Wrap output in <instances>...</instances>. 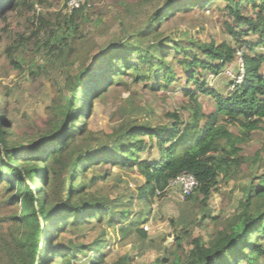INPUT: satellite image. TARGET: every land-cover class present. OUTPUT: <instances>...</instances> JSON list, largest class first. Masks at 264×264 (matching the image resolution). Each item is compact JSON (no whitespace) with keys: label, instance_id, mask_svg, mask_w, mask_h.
I'll use <instances>...</instances> for the list:
<instances>
[{"label":"trees","instance_id":"obj_1","mask_svg":"<svg viewBox=\"0 0 264 264\" xmlns=\"http://www.w3.org/2000/svg\"><path fill=\"white\" fill-rule=\"evenodd\" d=\"M223 1L227 12L223 31L233 44L206 43L177 29L163 31L168 19L214 0H125L113 24L90 18L88 3L71 13L33 17L34 46L43 64H35L29 72L32 84L38 86L48 64L77 67L68 72L45 116L28 127L18 125L7 95L0 103V264H87L93 246L75 238L63 242L62 237L97 223L110 227L125 223L144 240L142 225L160 198L157 192L164 196L170 181L183 173L198 182L187 198L184 223L187 228L197 225L201 233L191 237L189 252L180 246V238L177 248L168 249L166 259L155 264H264V141L254 157L244 153V146L254 140L253 132L264 133V0ZM33 4V0H0V21L8 23L11 15L20 19ZM86 22L95 24L90 33L84 29ZM5 28L0 27V33ZM15 42L0 47V56L23 72L22 54L31 46L26 35H18ZM173 50V63L183 74L179 80L186 78L188 86L184 97L189 101L182 108L186 118L180 111L169 113L172 124L167 127L130 116L108 136L110 149L89 157L97 140L87 131L95 102L112 96L111 85L119 84L116 76L140 81L137 73L142 67L148 72L144 79L154 82L162 71L155 67L171 58ZM241 59L244 78L233 80L232 90L208 88L210 74L220 76L232 65L238 64L239 77ZM164 70L152 91L176 82V69ZM201 96L213 102L211 112L205 110ZM133 110L137 112L136 107ZM229 124L238 128V134ZM68 159H73V167L66 183L56 169ZM248 161L254 178L242 188L234 213L224 219L208 214L204 207L214 188L221 180L237 179ZM113 167L122 173L137 172L141 178L135 192L121 176L125 187L120 197L88 190L104 178L101 168L107 178ZM135 195L147 207L134 216ZM108 257L90 264H133L128 256Z\"/></svg>","mask_w":264,"mask_h":264},{"label":"rangeland","instance_id":"obj_2","mask_svg":"<svg viewBox=\"0 0 264 264\" xmlns=\"http://www.w3.org/2000/svg\"><path fill=\"white\" fill-rule=\"evenodd\" d=\"M34 4L31 9L24 12L21 18L14 20L11 15V20L8 23L0 21V27L5 28V31L0 33V47L13 44L18 35H26L31 46L29 51H25L22 56L26 66L23 67V72L15 69L14 64L7 63L6 59L0 56V103L8 96V105L15 109L18 119V125L32 124L33 121H40L45 116V110L49 106L53 97L59 89L64 88L65 79L68 72L75 70L77 66L48 65L38 77V86L31 82V77L28 75L35 68V64H43V56L35 49L33 31L36 29L32 24V19L39 13H70L67 10L66 0H33ZM125 0H89L90 18L94 21L98 17L104 18L106 24L115 23V17L123 10L121 2ZM135 2L136 0H129ZM226 2L223 0H214L207 7L189 10L187 13H180L176 18H171L163 25V31L180 30V33H185L188 37H193L195 40H201L206 43L215 41L217 44L230 42V38L224 33V15ZM36 22V21H35ZM86 32L90 33L95 27V24L86 22L84 24ZM185 35V37H186ZM120 38H118L119 40ZM187 45V41L184 40ZM16 43V42H15ZM230 44H233L231 41ZM172 51L171 58L158 62L155 67L157 70H162L154 77V82L150 83L144 79L148 76L146 68H141L138 71L140 81H135L131 76H116L115 81L119 82L118 86L111 85L110 89H115L112 96L105 102H95L93 114L89 117L88 132L95 134L96 143L95 152H89L87 155H99L103 149H110L108 145V136L113 133L115 126L124 121L132 119H140L144 122H150L153 125L170 126L172 119L168 117L169 113L180 111L184 118L186 114L182 108L189 101V98L184 97V91L188 89L186 78L180 81V76L183 77L180 66L173 63ZM263 50H261L262 52ZM241 55L242 52L240 51ZM136 57V56H134ZM241 61H239L240 64ZM91 64V63H89ZM173 66L177 71L176 82L168 89L160 91H152L151 88L156 87V80L160 74L166 73L164 68ZM238 77V64L232 65L226 69L220 76L209 75L207 78L208 88L215 89L221 93H226L230 88L233 80L241 81L244 78V69L242 68ZM191 88V86H190ZM230 88V89H229ZM200 96V95H199ZM205 110L211 112L213 102L209 98H204ZM137 108V112L133 109ZM131 116V117H130ZM22 128V126L20 127ZM229 128L238 134V128L229 124ZM21 132V129L19 130ZM254 140L244 146V153L247 156H255L261 149L264 141V133L254 131ZM150 142L151 139L148 138ZM116 155H118L116 153ZM251 162L248 161L243 167L244 171L237 179L229 181L221 180L214 188L210 200L204 210L214 217L226 218L232 215L238 206L241 197V190L245 184L250 183L252 176ZM73 167V159L60 161L56 172L61 181L68 182L71 169ZM111 167V166H108ZM113 175L105 178L106 172L100 169L101 178L98 186H89L88 190H99L104 194L109 195L113 199L120 197L125 185L119 182L121 176L123 180L128 181V185L132 191H136L140 176L137 172L122 173L117 167L112 168ZM159 199L153 202L149 208V219L142 225L143 230L147 233V237L142 240L136 233L135 228L119 223L114 227H110L107 223H97L95 226L85 227L82 232L73 234H63V242H68L75 238L84 244L93 246L94 250L89 253V257L84 263L90 264L93 260L100 256L107 255L109 259H115L118 256H128L133 264H155L158 260H164L167 257V250L177 248L178 239L182 238L183 242L180 245L185 251L189 252L192 249L190 240L191 237H197L201 233L200 227L197 225L187 228L184 220L188 217V210L185 209L186 201H181L177 193L166 192L161 197L162 193L157 192ZM133 213L134 216L146 209L145 202L138 200V195H135ZM203 215V214H202ZM202 215L199 217L201 218ZM192 228V230H191ZM190 229V230H189ZM55 228H52V232ZM192 231V235L187 233ZM181 254V252H180ZM264 263V262H263ZM242 264H248L244 261Z\"/></svg>","mask_w":264,"mask_h":264},{"label":"built area","instance_id":"obj_3","mask_svg":"<svg viewBox=\"0 0 264 264\" xmlns=\"http://www.w3.org/2000/svg\"><path fill=\"white\" fill-rule=\"evenodd\" d=\"M86 3H88L89 5V0H66L67 10L71 13L74 10H78L83 7V5H85ZM240 61V64L242 66V59ZM237 82L240 81H238L237 79ZM197 187L198 182L196 178L190 173H183L176 179L170 181L166 192L177 193L181 201H186L187 198L195 191Z\"/></svg>","mask_w":264,"mask_h":264}]
</instances>
